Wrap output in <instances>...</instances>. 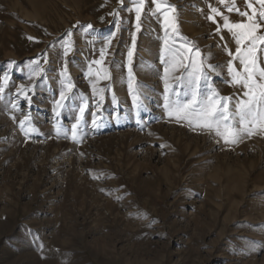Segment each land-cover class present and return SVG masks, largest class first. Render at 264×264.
Segmentation results:
<instances>
[{"label":"rangeland","instance_id":"obj_1","mask_svg":"<svg viewBox=\"0 0 264 264\" xmlns=\"http://www.w3.org/2000/svg\"><path fill=\"white\" fill-rule=\"evenodd\" d=\"M167 2L180 34L221 66L210 84L234 104L243 89L228 83L223 45L233 52L236 45L227 31L217 34L209 6L233 22L243 18L220 0ZM235 3L246 10L245 0ZM132 7V0H0V264H264V133L225 144L214 131L169 118L161 17L146 0L136 32ZM133 32L139 107L128 87ZM111 33L101 99L87 74ZM37 62L42 78L29 80ZM65 65L74 88L57 108ZM21 85L32 89L31 103ZM176 91L183 98L184 89ZM26 115L24 128L34 129L27 134Z\"/></svg>","mask_w":264,"mask_h":264},{"label":"snow or ice","instance_id":"obj_2","mask_svg":"<svg viewBox=\"0 0 264 264\" xmlns=\"http://www.w3.org/2000/svg\"><path fill=\"white\" fill-rule=\"evenodd\" d=\"M122 2L123 0H121ZM145 3L146 0H132L133 7L129 9L135 12L136 32L141 29L140 21L145 10ZM152 3L154 5L152 14H159L164 31L163 48L159 59L164 66L161 79L165 89L164 108L169 118H174L178 123L186 122L193 130L214 131L225 144L239 143L244 135L251 137L264 133V67L261 66V54L264 53V0H255L254 3L253 0H245L246 10L244 11L236 6L235 0H227V2L220 0L228 13L235 12L243 18L235 22L219 8L209 6L211 15L208 16V19L217 24V34L227 31L236 45L234 52L228 49L227 44L223 45L230 57L227 62V73L230 77L228 83L243 89L240 98L234 104L233 97L221 96L211 86V73L216 72L219 75L217 69L221 66L208 63L201 50L180 34L175 6L170 5L167 0H152ZM112 15L118 16L119 13H112ZM217 16L222 20V24L216 20ZM118 25L117 21V30H119ZM87 28L92 29L93 26L89 24ZM136 32L132 33V44L127 54V68L128 87L133 93L134 106L139 107L141 93L138 88L134 87L132 70ZM71 35V32L67 33L68 39L62 44L65 57L72 51ZM115 35V33H111L106 38L105 47L100 50V58L91 62L87 74L90 77L93 95H99L101 99L105 89L98 88L97 84L100 80L111 79L105 59ZM29 39L32 38L29 37ZM220 39L224 40V36L221 35ZM178 40L182 43H177ZM43 71L37 62L29 74V80L42 78ZM60 75L62 90L60 99L56 101L57 108L64 106V101L69 98L68 94L74 88L68 77L66 65ZM4 83L7 84V77H5ZM177 88L184 89L183 98L176 91ZM31 90V88H25L24 85H21L19 89V94L29 103H31V98L28 96V92ZM172 95H175L176 99H172ZM13 107L15 108L17 105L14 104ZM86 107V102L80 106V117L77 119V123L72 125L71 131L74 140L77 138L78 126ZM28 121H30L28 115L20 121L21 128L25 130L26 134L28 131H34V129L24 128ZM93 124L96 125L95 119Z\"/></svg>","mask_w":264,"mask_h":264}]
</instances>
